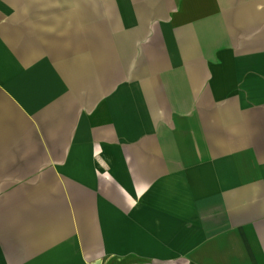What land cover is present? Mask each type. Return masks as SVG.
<instances>
[{"label":"crops","instance_id":"obj_1","mask_svg":"<svg viewBox=\"0 0 264 264\" xmlns=\"http://www.w3.org/2000/svg\"><path fill=\"white\" fill-rule=\"evenodd\" d=\"M125 1L0 0V264H264V0Z\"/></svg>","mask_w":264,"mask_h":264},{"label":"rangeland","instance_id":"obj_2","mask_svg":"<svg viewBox=\"0 0 264 264\" xmlns=\"http://www.w3.org/2000/svg\"><path fill=\"white\" fill-rule=\"evenodd\" d=\"M77 3L79 4H89L90 6H100L102 7L100 4L105 5V7H102L105 10V14H106V24L108 25L110 22L113 21V6L115 4V0H75ZM125 1V0H123ZM126 2V1H125ZM116 8V7H115ZM127 52V51H124ZM127 64V61H125V57L123 56V70H124V66ZM261 68V65H260ZM254 94L252 92V87H251V92H250V97H253ZM264 96V93H263ZM239 102V101H238ZM237 142H233V144H236ZM244 143V142H242ZM254 143V142H252ZM8 191H13L14 192V196H16V190H8ZM28 190H26L27 192ZM75 195L76 196H82V191L81 190H75ZM38 197V198H42L40 196H34L33 198ZM47 205V204H45Z\"/></svg>","mask_w":264,"mask_h":264}]
</instances>
